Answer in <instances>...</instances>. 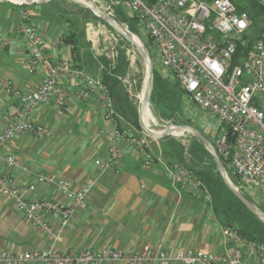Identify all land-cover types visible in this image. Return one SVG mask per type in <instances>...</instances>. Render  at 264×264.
<instances>
[{
  "label": "built area",
  "instance_id": "2783aa9c",
  "mask_svg": "<svg viewBox=\"0 0 264 264\" xmlns=\"http://www.w3.org/2000/svg\"><path fill=\"white\" fill-rule=\"evenodd\" d=\"M102 8L113 17L116 9L124 8L134 17L139 30L152 38L160 67L172 74L189 102L217 119L211 141L222 160L228 161L238 179L237 187L255 199L264 191V29L256 38L249 12L241 11L234 0H103ZM19 15L16 32L25 42L28 72L43 68L44 75L30 90L20 88L9 77L0 79V88L16 103L0 132V153L7 142L21 135H55L53 128L33 121L31 115L51 102L59 114L67 111L68 92L61 83L64 76L81 81L83 99L96 94L103 101L104 117L110 122L109 162L105 166H118L122 142L139 147L144 164L154 165L147 148L150 136L144 132L129 135L121 128V117L102 79L85 73L73 57L52 58L50 53L63 43L62 37L48 39L28 9H21ZM0 42L8 43L3 38ZM240 46L249 49L243 51ZM120 79L125 86H132L128 76ZM5 161L11 168L18 160L7 154ZM171 167L189 193L204 194L202 182L186 167L176 163ZM27 173L32 180L21 186L9 171H0V194L39 229L50 247L21 252L0 247V264H264V243L247 239L232 228H224L225 245L220 252L172 248L163 243L145 245L138 252L120 248L81 253L57 250V242L84 205L95 180L77 187L66 177ZM37 183L53 186L67 203L26 197L25 191H34Z\"/></svg>",
  "mask_w": 264,
  "mask_h": 264
},
{
  "label": "crops",
  "instance_id": "0c3cea01",
  "mask_svg": "<svg viewBox=\"0 0 264 264\" xmlns=\"http://www.w3.org/2000/svg\"><path fill=\"white\" fill-rule=\"evenodd\" d=\"M49 2L30 6V11L48 39H63L51 51L52 58L72 57L70 45L64 40L70 23L65 25L64 13L59 8L46 9ZM18 8L10 10L0 5V38L8 42L7 45L0 42V79L9 77L20 88L30 90L38 85L44 69L28 72V52L23 37L16 32L20 24ZM95 56L82 47L77 63L88 75L101 78V64L91 66L97 60ZM163 71L174 80L170 72ZM61 83L68 92L67 111L59 114L51 102L31 115L33 121L53 128L55 135L48 138L21 135L7 142L0 153V171H9L21 186L32 180L28 171L66 177L77 187L95 180L84 205L77 209L55 248L77 253L103 248L138 252L145 245L155 247L163 243L172 248L222 251L224 227L201 196L189 193L178 183L170 170L171 160L164 153L163 139L149 138L147 148L155 159L152 166L144 164L139 147L127 142L121 143L123 155L118 166H105L109 162L110 122L104 117L103 101L96 94L83 99L81 81L63 76ZM15 104L0 88V132ZM119 123L129 135L142 133L123 118ZM7 154L18 160L11 168L5 161ZM24 194L30 199L46 197L67 203L49 185L37 183L34 191ZM0 247L12 252L50 247L39 229L1 194Z\"/></svg>",
  "mask_w": 264,
  "mask_h": 264
},
{
  "label": "trees",
  "instance_id": "16d2710c",
  "mask_svg": "<svg viewBox=\"0 0 264 264\" xmlns=\"http://www.w3.org/2000/svg\"><path fill=\"white\" fill-rule=\"evenodd\" d=\"M234 1L238 3L241 11L249 12L253 21V33L257 38L264 29V4H262L260 0H244V3H240L237 0ZM36 5L38 4L21 6L32 7ZM80 8L89 15L96 17L90 9L84 7ZM58 10L63 13L66 12V10L61 7ZM125 11L124 8L116 9L114 18L120 23H127L132 32L139 34L137 20ZM69 22L74 24L71 20H69ZM72 26L75 27L74 25ZM73 27L65 34L64 40L65 43L70 45L72 57L78 62L79 53L82 48L81 33H77V30ZM148 37L149 41L147 46L149 47L150 44H153V40L150 36ZM253 39H255V37ZM252 40H250L249 45L253 42ZM125 43L126 41H122L118 45L117 57L114 63L107 57L103 56L100 58V64L102 66L101 79L113 97L115 108L120 117L140 130L137 126L139 120L138 107L130 99L120 79V77L126 74L129 66L126 50L122 47ZM126 44L129 43L127 42ZM248 46H240V49L243 51L248 50ZM152 56L151 53V57ZM154 74V89L151 102L161 110L164 116L168 117L171 115L169 112H175L180 108L182 103L186 100V93L177 81L164 76L155 65ZM185 124L189 123L185 122ZM196 129L199 130L198 127H196ZM164 140L168 141V145L164 148V153L170 158V163L173 165L176 163L186 167L202 182L205 195L210 196L209 206L222 226L224 228L237 230L247 239L264 243V221L248 210L229 189L218 172L213 157L203 143L196 136H193L192 144L189 149L191 161L187 163L185 157L186 150L182 143L174 137H166ZM223 163L232 182L238 185V179L234 175L233 170L229 167L228 161L223 160ZM242 192L249 200L254 201L251 196L244 191Z\"/></svg>",
  "mask_w": 264,
  "mask_h": 264
},
{
  "label": "rangeland",
  "instance_id": "374dc122",
  "mask_svg": "<svg viewBox=\"0 0 264 264\" xmlns=\"http://www.w3.org/2000/svg\"><path fill=\"white\" fill-rule=\"evenodd\" d=\"M90 1V0H88ZM240 3H244V0H237ZM95 5H98L102 8L103 0H93ZM48 7L46 9L51 10V8H62L66 10L64 12V19L65 25L67 26L70 23V27L72 28L74 25L77 33H81V45L83 48L87 49L89 53L95 54L97 60L95 59L91 66H98L101 62V57H107L112 61L115 62L117 57V47L122 41H126L129 44H123L122 47L126 50V55L129 60L128 71L122 77L128 76L130 79V83L132 86H125L124 83L123 87L125 91L128 93L130 99L137 105L138 110L141 109L143 104V100L145 97V93L147 91V68L146 62L142 58L141 54L139 53L138 49L135 45H133L130 41L126 40L122 35H120L114 28L110 27L106 22L100 19L94 12L93 15H89L85 11L81 10L78 3L74 2L73 0H52L48 3ZM0 5L8 6L10 10H14L19 7V11L21 9H28V6L22 7L19 3H15L8 0H0ZM20 5V6H19ZM80 6V7H79ZM103 9V8H102ZM31 12V11H30ZM126 12V11H125ZM127 13V12H126ZM32 14V13H31ZM129 16V15H127ZM69 20L73 21L74 24H71ZM129 29L127 23H122ZM130 30V29H129ZM131 31V30H130ZM139 38L143 41V43L147 46L149 41V37L145 32L139 30V34H137ZM148 47V46H147ZM150 53H152V62L161 73L165 76V72L163 71L162 67H160L159 59L157 57L155 48L153 44H150L148 47ZM93 56V55H92ZM132 59V62H131ZM92 76V75H90ZM94 77V76H93ZM170 116H164L161 113V110L158 109L156 105L152 102L150 105L147 106L145 110V121L148 123L150 128L157 132H162L163 129L167 126L172 124L176 125H185V122L189 123L186 125H190L193 127H198L199 131L202 132L208 139L211 140L212 135L215 134L216 129L218 128L217 119L212 117L211 115H207L201 109L194 106L191 102L186 100L182 103L179 109L175 112H169ZM172 134L167 137H174L178 139L182 145L185 147V157L186 162L190 163L191 156L189 153V149L192 144L193 133L181 129L171 130ZM143 133V131L141 130ZM141 133V134H142ZM139 134V135H141ZM166 138V137H165ZM163 138L162 145L167 146L168 141L164 140ZM201 196V195H200ZM201 200L206 203L210 204V196L209 198L206 197L205 193L202 194ZM255 203L261 208L264 209V191H261L255 196L254 199Z\"/></svg>",
  "mask_w": 264,
  "mask_h": 264
},
{
  "label": "water",
  "instance_id": "95a60500",
  "mask_svg": "<svg viewBox=\"0 0 264 264\" xmlns=\"http://www.w3.org/2000/svg\"><path fill=\"white\" fill-rule=\"evenodd\" d=\"M51 0H22L20 5H34V4H42L47 3ZM84 8L90 9L94 12L100 19L106 22L110 27L114 28L122 37L126 40L130 41L133 45L136 46L142 58L146 62L147 68V91L145 93L144 104L151 103V97L154 89V65L151 58V53L148 47L143 43V41L139 38V36L130 31L124 24L118 22L112 15L108 14L104 11L100 6L95 5L93 0H90L89 3H85L80 0H73ZM118 28H117V26ZM136 38L138 40H136ZM137 126L146 133L148 136L155 139H163L172 134L170 131L171 127H176L177 129L189 131L193 133L205 146V148L210 152L213 160L216 164L217 170L224 179L225 183L228 185L229 189L234 193V195L250 210L253 214L259 217L262 221H264V210L261 209L254 201L249 200L246 195L235 185L231 178L229 177L228 171L223 163L222 158L220 157L218 151L216 150L214 144L210 139H208L202 132L190 125H176L172 124L163 129L162 132H157L150 128L148 123H146L143 119V115L141 109L139 110V120Z\"/></svg>",
  "mask_w": 264,
  "mask_h": 264
},
{
  "label": "bare ground",
  "instance_id": "6f19581e",
  "mask_svg": "<svg viewBox=\"0 0 264 264\" xmlns=\"http://www.w3.org/2000/svg\"><path fill=\"white\" fill-rule=\"evenodd\" d=\"M8 1H12V2H15V3H21L22 2V0H8ZM80 1H83V2H85V3H89V1L88 0H80ZM117 26V25H116ZM117 28H118V26H117ZM136 40H138L137 38H136ZM144 99H145V97H144ZM148 105H150V104H144V100H143V104H142V106H141V112H142V115H143V119H144V121H145V110H146V108H147V106ZM146 122V121H145ZM171 130H177V128L176 127H171L170 128ZM170 130V131H171ZM172 132V131H171Z\"/></svg>",
  "mask_w": 264,
  "mask_h": 264
}]
</instances>
